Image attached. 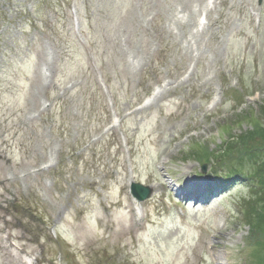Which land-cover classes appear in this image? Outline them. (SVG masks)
Segmentation results:
<instances>
[{
  "label": "rangeland",
  "instance_id": "374dc122",
  "mask_svg": "<svg viewBox=\"0 0 264 264\" xmlns=\"http://www.w3.org/2000/svg\"><path fill=\"white\" fill-rule=\"evenodd\" d=\"M263 103L264 0H0V264H264L253 166L189 153Z\"/></svg>",
  "mask_w": 264,
  "mask_h": 264
},
{
  "label": "trees",
  "instance_id": "16d2710c",
  "mask_svg": "<svg viewBox=\"0 0 264 264\" xmlns=\"http://www.w3.org/2000/svg\"><path fill=\"white\" fill-rule=\"evenodd\" d=\"M243 119L248 121L251 127L234 134L232 122L226 123L223 131L227 138L217 149L197 143L190 148L189 153L198 156L201 163L210 160L216 161L218 166L220 163L221 166H225L224 163L235 160L241 166L247 162L253 166V171L246 173L236 170L234 166V170L228 171L226 177L232 179L237 175H243L251 183L249 197L243 200L249 206L247 208L245 205L244 213L251 227V234L260 232L264 235V104L261 105L260 116L240 114L237 121L240 123Z\"/></svg>",
  "mask_w": 264,
  "mask_h": 264
},
{
  "label": "water",
  "instance_id": "95a60500",
  "mask_svg": "<svg viewBox=\"0 0 264 264\" xmlns=\"http://www.w3.org/2000/svg\"><path fill=\"white\" fill-rule=\"evenodd\" d=\"M133 191L140 199H146L151 196L153 190L150 187L136 183L133 184Z\"/></svg>",
  "mask_w": 264,
  "mask_h": 264
},
{
  "label": "bare ground",
  "instance_id": "6f19581e",
  "mask_svg": "<svg viewBox=\"0 0 264 264\" xmlns=\"http://www.w3.org/2000/svg\"><path fill=\"white\" fill-rule=\"evenodd\" d=\"M161 165H162V166H165V162H162ZM164 168H165V167H164Z\"/></svg>",
  "mask_w": 264,
  "mask_h": 264
}]
</instances>
